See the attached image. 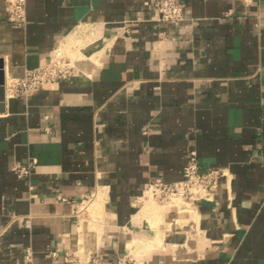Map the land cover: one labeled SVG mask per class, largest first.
Returning a JSON list of instances; mask_svg holds the SVG:
<instances>
[{
  "label": "crops",
  "instance_id": "obj_1",
  "mask_svg": "<svg viewBox=\"0 0 264 264\" xmlns=\"http://www.w3.org/2000/svg\"><path fill=\"white\" fill-rule=\"evenodd\" d=\"M152 1L26 0L20 28L0 0L5 81L57 50L78 57L69 79L6 93L0 264H25L28 248L33 264H264V0H180V22ZM191 150L227 171L216 200L147 203ZM30 161L19 178L13 164ZM92 195L84 222L75 208Z\"/></svg>",
  "mask_w": 264,
  "mask_h": 264
},
{
  "label": "built area",
  "instance_id": "obj_2",
  "mask_svg": "<svg viewBox=\"0 0 264 264\" xmlns=\"http://www.w3.org/2000/svg\"><path fill=\"white\" fill-rule=\"evenodd\" d=\"M251 4L254 0H243ZM155 11L160 21L180 22L185 16V5L180 0H153ZM7 18L16 27H25L27 24L26 0H6ZM76 66L73 60L62 50L55 51L50 60L39 67L29 69L23 77H13L5 82L7 96L15 97L29 95L39 87L48 83H58L73 76ZM35 163H14L13 171L19 178L32 174ZM223 177L228 173L223 168L203 169L199 163L198 153L191 150L188 153L186 165L183 168L182 178L174 182H166L161 177L153 179L145 189L143 197L154 199L163 204H169L179 211L193 209L201 201H215L216 191ZM94 195L87 197L82 204L91 201ZM58 199L66 202L68 198L59 194ZM181 202V205L178 204ZM75 208L76 216L80 217L83 207ZM20 223L27 224L23 217H17ZM71 255L66 254V261ZM25 264H33V251L26 250ZM116 264H134L131 258H120Z\"/></svg>",
  "mask_w": 264,
  "mask_h": 264
},
{
  "label": "rangeland",
  "instance_id": "obj_3",
  "mask_svg": "<svg viewBox=\"0 0 264 264\" xmlns=\"http://www.w3.org/2000/svg\"><path fill=\"white\" fill-rule=\"evenodd\" d=\"M71 58L73 59L74 62H75L76 59H78L77 55H74V54L71 56ZM146 201H147V203L154 204L155 206H160V205L161 206L163 205V206H166V207L170 206L169 204H163V203L158 202V201H156L154 199L151 200V199L147 198ZM90 204H91V201H88V202L80 205L81 207H83V209L81 210V213H80V215H81L80 217H81L82 220H84V222H85V219L90 218V214H89L90 213V209H89L90 208ZM178 204L181 205V202H178ZM91 225H92L91 227L96 229V226H94L93 223H91Z\"/></svg>",
  "mask_w": 264,
  "mask_h": 264
},
{
  "label": "water",
  "instance_id": "obj_4",
  "mask_svg": "<svg viewBox=\"0 0 264 264\" xmlns=\"http://www.w3.org/2000/svg\"><path fill=\"white\" fill-rule=\"evenodd\" d=\"M5 70L4 63L0 60V112L4 110V104L6 100V89H5Z\"/></svg>",
  "mask_w": 264,
  "mask_h": 264
},
{
  "label": "bare ground",
  "instance_id": "obj_5",
  "mask_svg": "<svg viewBox=\"0 0 264 264\" xmlns=\"http://www.w3.org/2000/svg\"><path fill=\"white\" fill-rule=\"evenodd\" d=\"M75 44H76V43H75ZM75 44H74V45H75ZM72 45H73V44H72ZM74 45H73V46H74ZM97 50H98V48H97ZM97 50H96V51H97ZM99 51H100V50H99ZM97 52H98V51H97ZM98 54H99V53H98ZM146 200H147V199H146ZM151 200H152V199H151ZM95 204H96V203H95ZM103 204H104V203H103ZM103 204H102V205H103ZM100 205H101V204H100ZM93 206H94V205H93ZM95 206H96V205H95ZM95 206H94V207H95ZM97 207H98V206H97ZM97 207H96V209H97ZM146 207H147V206H146ZM154 208H155V207H154ZM93 210H94V209H93ZM151 211H152V210H151ZM89 214H90V213H89ZM89 219H91V217H90ZM91 223H92V222H91Z\"/></svg>",
  "mask_w": 264,
  "mask_h": 264
}]
</instances>
